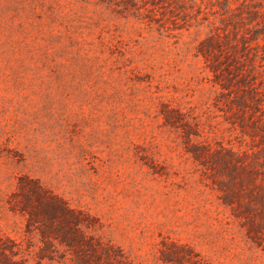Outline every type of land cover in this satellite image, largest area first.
<instances>
[{"label":"rangeland","instance_id":"1","mask_svg":"<svg viewBox=\"0 0 264 264\" xmlns=\"http://www.w3.org/2000/svg\"><path fill=\"white\" fill-rule=\"evenodd\" d=\"M191 143L264 169V0H0V233L26 264L65 258L40 260V233L11 209L23 174L132 264H176L171 242L208 264H264V209L225 205L220 165Z\"/></svg>","mask_w":264,"mask_h":264},{"label":"trees","instance_id":"2","mask_svg":"<svg viewBox=\"0 0 264 264\" xmlns=\"http://www.w3.org/2000/svg\"><path fill=\"white\" fill-rule=\"evenodd\" d=\"M172 113L173 109H166V121H173L175 115ZM187 151L207 168L213 170L220 165L222 171L215 181L225 205L232 209H264V181H258L264 169L251 167L244 158L246 153L224 147L213 151L204 143L188 144ZM241 171L247 174L248 181ZM244 196L252 201L246 202ZM8 202L13 211L27 217L28 232L38 230L40 233L43 242L38 252L40 260H54V252L62 248L65 264H132L120 246L104 241L91 231L95 222L92 215L72 207L40 179L21 175ZM161 254L163 260L176 264H208L194 249L176 242L165 243ZM27 260L22 255L20 243L0 233V264H26Z\"/></svg>","mask_w":264,"mask_h":264}]
</instances>
